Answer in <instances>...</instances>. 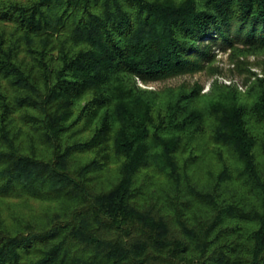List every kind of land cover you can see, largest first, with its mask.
Segmentation results:
<instances>
[{"label": "trees", "instance_id": "1", "mask_svg": "<svg viewBox=\"0 0 264 264\" xmlns=\"http://www.w3.org/2000/svg\"><path fill=\"white\" fill-rule=\"evenodd\" d=\"M264 47V0H0V264H264V79L142 88Z\"/></svg>", "mask_w": 264, "mask_h": 264}, {"label": "rangeland", "instance_id": "2", "mask_svg": "<svg viewBox=\"0 0 264 264\" xmlns=\"http://www.w3.org/2000/svg\"><path fill=\"white\" fill-rule=\"evenodd\" d=\"M212 59L203 62L202 69L163 81L144 85L142 88L164 91L168 88L191 90L201 86V94H210L214 86L236 87L244 94L258 79H264V47L250 49L237 42L232 48L212 47Z\"/></svg>", "mask_w": 264, "mask_h": 264}]
</instances>
